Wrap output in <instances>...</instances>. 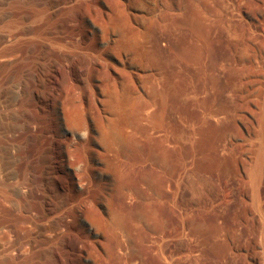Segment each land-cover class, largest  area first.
<instances>
[{"label": "rangeland", "instance_id": "rangeland-1", "mask_svg": "<svg viewBox=\"0 0 264 264\" xmlns=\"http://www.w3.org/2000/svg\"><path fill=\"white\" fill-rule=\"evenodd\" d=\"M65 1L0 0V264H264V0Z\"/></svg>", "mask_w": 264, "mask_h": 264}, {"label": "bare ground", "instance_id": "bare-ground-1", "mask_svg": "<svg viewBox=\"0 0 264 264\" xmlns=\"http://www.w3.org/2000/svg\"><path fill=\"white\" fill-rule=\"evenodd\" d=\"M40 1L41 0H25V3L26 4H28L29 6H32V5H37L38 6V4H40ZM43 1V3L45 4V0H42ZM47 1V3H46V5L48 4V5H50V7H52V8H55V7H57V6H61V4H63V3H66V1L65 0H46ZM42 3V2H41ZM43 4V5H44ZM42 5V4H41ZM59 6V7H60ZM45 7V6H44ZM47 8V7H46ZM57 9V8H56ZM46 73V72H45ZM34 75V74H33ZM49 75V74H48ZM36 77H35V80H36V87H34L33 89H30V88H28V87H24V89H23V91H22V102H28V101H30V100H32V99H36V97H38L39 98V100H40V102H41V104H43L44 103V105L42 106L43 108L45 107V97H44V89H45V86L48 84L47 82V79H46V77H45V75H44V73L43 72H39L38 73V75H35ZM46 159V158H45ZM48 160V159H47ZM11 163V162H10ZM53 163V162H52ZM9 166V165H8ZM7 166V167H8ZM48 166V165H47ZM49 167V166H48ZM51 168H52V166H50ZM45 170V169H44ZM53 170V169H52ZM54 171V170H53ZM53 171H52V173H53ZM45 172V171H44ZM46 173V172H45ZM51 173V172H50ZM51 173V174H52ZM53 175V174H52ZM44 176V175H43ZM49 176H51L50 174H49ZM11 177V176H10ZM48 177V176H47ZM47 177H44V178H47ZM43 177H41V179H42ZM55 178V177H54ZM38 179V178H37ZM48 179H49V177H48ZM48 179H46V181L48 180ZM52 180H53V178H51ZM41 181V180H40ZM49 182V186L50 187H52V188H55V183L54 182H51V181H48ZM56 182V181H55ZM36 184H39V183H36ZM45 184H47V183H45ZM36 186V185H35ZM49 187V188H50ZM34 188V187H33ZM32 189V188H31ZM31 189H29V195L30 196H32V191H31ZM45 189V188H44ZM51 189V188H50ZM50 189H49V191H50ZM52 191H54V189L52 190ZM54 192H56V190L54 191ZM59 205L60 204H58L57 203V205H55L52 209H54L55 208V210L56 209H58L59 208ZM26 210V209H25ZM54 234V233H53ZM55 235V234H54ZM53 253V252H52ZM55 253V252H54ZM57 253V252H56ZM16 254H18V252H16ZM17 256V255H16ZM59 259V257L58 256H55V260H58ZM61 260V259H60ZM61 262H62V260H61Z\"/></svg>", "mask_w": 264, "mask_h": 264}]
</instances>
